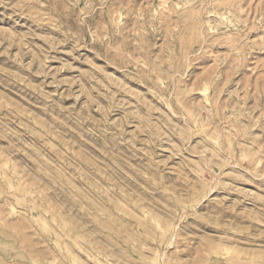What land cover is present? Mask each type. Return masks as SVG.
<instances>
[{"label": "rangeland", "instance_id": "1", "mask_svg": "<svg viewBox=\"0 0 264 264\" xmlns=\"http://www.w3.org/2000/svg\"><path fill=\"white\" fill-rule=\"evenodd\" d=\"M0 264H264V0H0Z\"/></svg>", "mask_w": 264, "mask_h": 264}]
</instances>
